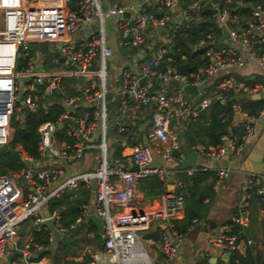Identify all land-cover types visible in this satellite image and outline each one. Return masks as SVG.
<instances>
[{"label": "built area", "instance_id": "built-area-1", "mask_svg": "<svg viewBox=\"0 0 264 264\" xmlns=\"http://www.w3.org/2000/svg\"><path fill=\"white\" fill-rule=\"evenodd\" d=\"M64 1L55 4H39L38 0H0V145L7 144L14 130L13 122H21L24 117L23 107L29 111L43 106L48 108L55 100L74 107V111L65 108L55 121H42L38 126L40 133L39 151L46 155L50 147L52 154L63 161H78L85 149L91 145L96 129L102 130V139L98 143L97 161L86 170L75 171L56 183L61 174V167L46 165L40 168L23 167L19 170L0 175V259L9 250L20 251L23 264H49L33 260V256L43 250L32 235L23 241L18 239V227L30 218L33 227L40 229L42 220L52 217L58 230L69 234V228L60 222L57 209L43 213L42 207L48 199L59 195L66 189H73L80 184L94 189L93 212L102 217L104 226L103 249L94 250L87 264H154L149 249L144 243L141 232L150 227L154 219L167 220L170 233L163 234L158 240V249L166 260L178 253V239L181 234L175 228V220L182 212L185 195L182 190L168 192L165 201L154 210H124L136 195V187L141 178L156 175L165 180L167 170L151 164L152 153L146 143L138 141L127 157L110 155L109 143L105 132L107 128L106 94V57L111 54L106 44L102 20L111 17L118 29L131 36L133 43L144 41V28L165 26L168 17L157 14L154 10H139L131 17L124 13L131 9L130 4L108 5L103 10L99 0H77V6L65 14L61 11ZM157 8L173 9L179 0H147ZM208 2L212 8L211 17L217 23H226L230 18L232 25L228 29L229 42L220 47L213 45L206 50L208 62L204 69L213 75L221 69L244 65L253 61L264 66V0L251 5L249 20L239 22L237 14L229 16L228 9L220 6L216 0H188L181 9V18L188 22L194 20L195 10L202 3ZM94 17L101 22L98 33L86 39L71 40L70 34L90 24ZM181 20L177 19L179 25ZM169 34V32H168ZM173 33L170 34L172 36ZM214 38L208 32L200 40L202 46H208ZM48 41L47 53L39 49V42ZM54 41H59L55 45ZM51 54L48 67L44 66L41 54ZM161 52L141 63L138 70L126 65L121 70L123 90L132 97L134 106H151V121L146 126L144 135L147 140L158 142L156 151L163 159L171 161L175 152L181 148L177 126L184 116H196L202 108L208 107L214 100H226L230 94L246 92L258 94L264 100V80L247 84L234 75L222 76L215 84L210 95L201 97L197 105L189 103L183 96V88L169 93L167 81L171 77L170 68L162 69ZM96 64V65H95ZM98 78V83L89 82L81 93L69 95L64 92L65 79L78 77ZM141 76L154 77L159 85L148 89L139 79ZM183 84L199 86L197 75L193 80L177 75ZM85 102L86 107L80 108ZM128 101L123 99L120 105L122 114L128 111ZM232 107L244 117V136L253 133L251 115L234 101ZM264 108V105H263ZM262 108V110H263ZM261 110V111H262ZM71 120L72 125H69ZM67 124V133L73 136V142L64 147L55 148L54 134L57 128ZM118 132L124 130L122 120L116 121ZM243 136V137H244ZM243 138L237 141L230 127L221 134L219 143L206 147L195 143L194 149L201 157L218 158L227 153H239ZM19 149L18 147H16ZM23 157L29 158L26 155ZM137 168H134V166ZM191 172V169L188 170ZM224 176L228 169H216ZM257 176L251 175L246 181V188H251ZM258 193L263 189L257 187ZM264 205V198H262ZM88 213L84 205L82 213L76 217L70 228L79 225ZM193 221L196 219L193 218ZM245 215L233 216L231 221L222 223L217 231L207 237L210 246L222 252H231L244 247L250 240L241 241V230L236 224H245ZM48 229V228H47ZM49 241L53 236L49 231Z\"/></svg>", "mask_w": 264, "mask_h": 264}, {"label": "crops", "instance_id": "crops-1", "mask_svg": "<svg viewBox=\"0 0 264 264\" xmlns=\"http://www.w3.org/2000/svg\"><path fill=\"white\" fill-rule=\"evenodd\" d=\"M58 1L38 0V3L45 5L55 4ZM187 2L188 0H179L178 5L180 8L177 9V13H175V8L155 9V4L147 0H104L106 7L115 4H130L131 9L125 11V17H131L142 9L154 10L157 14L168 17L167 32L162 31L158 33L156 27L149 29V25H147L144 28V41L136 44L133 43L130 35L116 27L115 21L111 17L105 16L102 20L106 44L111 49V54L106 57L105 94V104L107 108V128L105 136L109 143V153L110 155H122L127 157L131 154L134 145L138 141H142L151 149V164L162 166L167 170L165 180L162 181L164 187L161 192L150 194L154 186L149 185L145 179L151 175L143 177L136 187L135 197L129 202L128 207L121 209V212L127 209H157L164 203L168 192L182 190L185 197H187L185 198L182 212L175 220V228L181 234V236L176 239V242H178L177 255L170 260H166L158 249V240L163 234L170 233L167 220L154 219L150 227L141 232L144 243L149 249L154 264H264V205L262 203V198H264V108L257 115H251L250 122L253 126V133L251 135L244 136L245 128L243 121L245 119L240 116L237 111L234 112L230 122L227 124V127L231 128L237 140L243 138L241 151L239 153H227L218 158L201 157L197 154L198 159L195 165L177 169V164L184 157L183 148L187 147L188 150L196 152L193 146L196 142H200V140H198L200 137H203L206 142L211 138L209 136L210 130L207 126L209 122L213 120L210 108L213 101L208 107L200 109L196 116H184L181 118L177 126V132L181 140V148L175 152L176 158L168 161L163 159L156 151L155 148L158 142L147 140L144 135L145 128L151 121L152 107L134 106L132 97L123 90L121 70L124 66L130 65L138 70L141 63L159 52H161V54L166 50L170 52V45L167 46L171 37V35H169L170 31L178 27L176 20L182 19L181 9L186 6ZM237 3L240 5L244 4L245 0H237ZM76 6L77 0L64 1L61 6V11L65 14L68 10L76 8ZM200 8L195 10L196 20L202 18ZM161 11L163 12L161 13ZM229 16L231 15L229 14ZM249 17L250 16H248L246 20H249ZM180 24L184 23L181 22ZM232 24L230 18L227 19L226 23H217L221 29L220 34L215 38L218 43L224 44L229 42L227 36L221 42L219 38L222 35V25H225L227 28V26L229 27ZM100 26V20L98 17H94L90 24L71 33L69 38L71 40L89 38L91 35L98 33ZM212 40H214V38L211 39V43L213 42ZM156 43H159L157 46L158 48H155ZM54 44H59V41H54ZM198 44L201 45L200 40ZM192 48H194L193 45ZM172 73L173 74H171V77L167 81L169 93L176 92L179 88H183L184 86L182 80L177 76L178 74H175L173 71ZM225 75H234L247 84H253L264 80V66L253 61H248L241 66L221 69L213 75H208L204 71L202 75H198L201 80L199 86H197L198 92L195 95H191L190 93L186 94L183 88L184 98L189 103L197 105L203 95H210V93L213 92L216 82ZM67 79H71V82L68 83L64 81V92L69 94L67 92V87L69 86L73 91V93L69 95L81 93L84 86L89 82L98 83V78L96 76ZM139 81L148 89H154L159 85V81L154 77L141 76ZM233 96L235 99H246V97L262 99L258 94H248L246 92H240L238 95L236 94V96L235 93H233ZM257 96L258 98H256ZM123 99L127 100L129 104L126 114H122L120 110ZM220 101L225 102V100ZM85 107V102H82L80 108ZM70 112L72 111L70 110ZM119 119L122 120L124 126V130L121 132H118L115 128L116 121ZM196 120L198 125L195 130L192 127L189 128V123ZM68 123L72 125L71 120H69ZM184 131H189V139L184 137ZM53 138L55 148L64 147L67 143L63 140H57L55 134ZM101 139L102 130L98 128L95 131L93 142L85 149L83 157L78 161H63L54 155L46 154L42 156L41 160H32V158H30V167L40 168L46 165L61 167V174H59L56 180L57 183L75 171L90 169L97 161L98 143ZM186 143H188L189 146H186ZM202 144L206 145L204 143ZM212 145L214 144L207 143L206 146L209 147ZM219 168H226L228 172L220 177L216 172V169ZM189 169H191V172H188ZM251 175L257 176L258 180L254 181L251 188H246V181ZM79 186L80 185L73 189H78ZM257 187L262 188L263 193H258ZM85 204L87 205L88 213L93 212L94 189L91 191L88 202ZM41 211L43 213L48 211L46 204L42 207ZM236 215L246 216L245 224H236L235 226H238L241 230V241L246 242L250 240L251 242H246L244 247L231 251L225 256L224 252L208 244L207 237L212 232L217 231L222 223L231 221L232 217ZM193 218L196 220L193 221ZM28 226L33 227L30 218L25 219L19 225L18 239L20 242L26 239L28 235H32L31 231L26 232ZM86 232L91 235L89 240H92L91 244L96 245L95 250H102L103 234L99 232L101 239L98 242L95 239L92 229ZM74 240V235L70 237V241L68 242L65 239H61L56 244L54 253L50 251V254H45L41 258L36 259L37 253L32 259L41 262L46 261L49 264H71V261H67V259L70 258L67 255L77 260L80 258L79 254L75 252L68 253L64 250L65 247L63 246H71V243L73 245ZM15 251L17 250H9L6 256L0 259V264H13L14 261L12 260V256ZM10 252L11 258H8L7 255ZM63 253L67 255L62 256ZM233 254H235V257L233 261H231L230 258ZM88 261L85 263H88Z\"/></svg>", "mask_w": 264, "mask_h": 264}, {"label": "trees", "instance_id": "trees-1", "mask_svg": "<svg viewBox=\"0 0 264 264\" xmlns=\"http://www.w3.org/2000/svg\"><path fill=\"white\" fill-rule=\"evenodd\" d=\"M216 1L219 2L220 6L227 7L230 15L237 14L239 22L242 23L249 16L251 5L262 0H245V3L241 5L237 3V0ZM199 8L202 18L196 20V15L194 14L195 17L193 21H189L186 25L180 24L178 27L174 28V30H171L173 34L170 37V41L167 43V46L172 44L173 51L171 53L166 50L161 54L162 61L160 68L166 69L169 67L175 74L182 75L189 80H193L197 75H202L204 73V69L208 62L206 50L209 46L213 45L212 43L208 46L199 45V40L204 38L208 32H214L215 37L212 41H216V36H218L221 32V29L217 25L215 19L211 17L212 8H210L209 3H202L197 10ZM216 43L218 42L216 41ZM158 44L159 43L155 44V48H158ZM192 45L194 48H192ZM66 81L70 83L71 79H66L65 82ZM67 92L72 94V88L68 86ZM58 96H60V94L56 92V101H54L48 108L40 106L33 111L27 112L21 122H13L14 131L12 138L7 144H4L3 147L0 148V175L26 167L22 152H16L17 144L21 146L25 154L32 158V160L42 159V155L39 151L40 133L38 126L42 121H55L56 118L65 111V108L61 102H59ZM234 101H239L242 108L250 115H257L262 110L264 105V101L262 99H252L250 97H246V99H235L233 93L230 94L229 98H227L225 102H221L220 100L213 101L210 105L213 120L210 121L207 126L210 130L209 136L211 138H209L208 142H206L203 137H200L198 139L200 142L206 145L207 143H213L214 145L219 143L221 134L227 131V124L230 122L235 112L232 107V103ZM197 120L191 121L188 127H192L195 130L198 125ZM184 133V137L189 139V131H184ZM55 136L57 140H63L70 144L73 142V136L67 133L66 121H64V125L56 129ZM237 141L240 142L241 138ZM200 142L196 143L202 144ZM186 146H189L188 143H186ZM145 180H147L146 182H148L149 185L154 186V189L150 192V194L162 191L164 185L158 176L151 175ZM92 190V187L85 186L84 184H80L78 189H66L59 195L48 199L46 202V208L48 211H52L53 209H57L59 211L60 222L69 228L70 237L73 235L70 230L77 228V226H81L83 223L85 226L82 227H84L85 230L92 229L94 231L95 239L99 242L101 239L99 231L94 223L90 220H86L85 217L79 225L70 228V225L75 222L76 217L82 213L83 207L86 205L85 203L88 202L89 195ZM235 229H239L238 226H235ZM30 231L32 232L34 240L43 246V250L39 251L36 259L41 258L45 254H50L49 247L51 242L49 241V230L42 226L40 229L32 227ZM76 239L77 238L73 241L75 244ZM20 256V251L14 252L12 256V260L14 261L13 264H23ZM234 257L235 254L231 255L230 260L233 261Z\"/></svg>", "mask_w": 264, "mask_h": 264}, {"label": "water", "instance_id": "water-1", "mask_svg": "<svg viewBox=\"0 0 264 264\" xmlns=\"http://www.w3.org/2000/svg\"><path fill=\"white\" fill-rule=\"evenodd\" d=\"M154 8L156 9L157 6L154 5ZM163 11H161L162 13ZM181 22L186 24L188 21L185 18L181 19ZM149 29L152 28L151 25L148 26ZM156 31L158 33L163 32H167V28L164 26H159L156 27ZM228 35V30L226 28L225 25H222V35L219 38V41L221 42L226 36ZM172 48L173 45H170V52H172ZM39 49L42 53H47L48 51V41H41L39 42ZM173 74V73H172ZM185 93H190L191 95H195L198 92V87L197 85L194 84H185L183 86ZM236 96V93H235ZM258 98V96L256 97ZM66 109L74 111V107L71 105H66L65 106ZM24 110V115L28 112L29 108L27 106L23 107ZM147 124V123H145ZM3 147V146H0ZM20 150L17 149L16 152H19ZM46 154L51 155L52 154V150L50 149V147L46 148ZM184 151V157L183 159L177 164L176 168L177 169H182L185 167H188L190 165H195L198 159V155L196 152L190 151L188 150L186 147L183 148ZM55 160V159H54ZM24 161L26 163V166H30L31 164V159L24 157ZM134 168H137V166L135 165ZM86 219L91 220L97 227V229L99 230V232L101 234H103L104 231V226L102 223V217L97 215L94 212H90L86 214ZM42 224L46 225L48 230L51 232L52 236H53V243L52 245H50L49 250L51 251V253L55 252V246L58 243L59 240L61 239H65L67 242L70 241V235L67 233H63L60 230H58L54 224V219L52 217L46 218L44 220H42ZM229 254V252H224V255L227 256ZM8 258H11V252L7 255ZM4 264V263H2Z\"/></svg>", "mask_w": 264, "mask_h": 264}, {"label": "rangeland", "instance_id": "rangeland-1", "mask_svg": "<svg viewBox=\"0 0 264 264\" xmlns=\"http://www.w3.org/2000/svg\"><path fill=\"white\" fill-rule=\"evenodd\" d=\"M99 2L101 4L102 9L106 10L104 0H99ZM178 3L174 6V8L176 10L175 13H177V9L180 8ZM181 4H183V3H181ZM177 5H178V7H177ZM212 44L215 47H220L222 45V44L216 43V41H213ZM40 57H42L44 59V66L47 68L51 54L50 53L44 54V55L41 54ZM12 135H13V131H11V136H10L11 138H12ZM16 147L19 148L20 152H22L23 155H26L24 150H22V148L19 144H17ZM82 226H85V225L82 223L81 226H77V228H73L70 230L72 232V234L74 235V237L77 238L75 241L76 244L73 243V245H71V246L70 245L63 246V247H65L64 250L67 251L68 253H74L75 252L76 254L77 253L79 254L80 258L77 260L73 259L72 256H69L66 253L62 254V256L67 255L68 257H70L67 259V261H71V264H83V263L87 262L90 259L92 252L96 249V245L91 244L92 240L91 241L89 240L91 238V235L87 234L86 231H88V229L85 230V228ZM31 228H32V226H28V229L26 230V232L30 231ZM26 232H25V234H26ZM85 264H87V263H85Z\"/></svg>", "mask_w": 264, "mask_h": 264}, {"label": "bare ground", "instance_id": "bare-ground-1", "mask_svg": "<svg viewBox=\"0 0 264 264\" xmlns=\"http://www.w3.org/2000/svg\"><path fill=\"white\" fill-rule=\"evenodd\" d=\"M58 1V0H57Z\"/></svg>", "mask_w": 264, "mask_h": 264}]
</instances>
